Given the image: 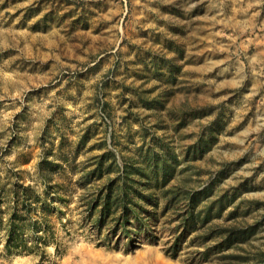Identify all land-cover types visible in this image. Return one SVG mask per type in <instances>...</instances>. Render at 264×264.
Returning a JSON list of instances; mask_svg holds the SVG:
<instances>
[{
    "label": "rangeland",
    "instance_id": "obj_1",
    "mask_svg": "<svg viewBox=\"0 0 264 264\" xmlns=\"http://www.w3.org/2000/svg\"><path fill=\"white\" fill-rule=\"evenodd\" d=\"M0 215V264H264V0H0Z\"/></svg>",
    "mask_w": 264,
    "mask_h": 264
},
{
    "label": "trees",
    "instance_id": "obj_2",
    "mask_svg": "<svg viewBox=\"0 0 264 264\" xmlns=\"http://www.w3.org/2000/svg\"><path fill=\"white\" fill-rule=\"evenodd\" d=\"M23 187V193H22V196L21 195H19L18 193H16V197H15V202L17 203V205L18 206H20V205H22V204H24V203H28V201H29V197H28V192H29V190L30 189H33V187L34 186H32V185H28V186H25V185H23L22 186ZM127 192H125L124 194H123V196H122V198H121V202H119L120 204H116V208H118V206H122L123 207V213H124V215H126L127 214V205H126V200H127ZM21 198H23V202H20V199ZM122 199H123V201H122ZM109 200H110V197H109V195H107L106 197H105V203H104V205H105V209H107V210H105V212H110L111 211V209H110V203H109ZM25 205V204H24ZM19 209H16V211H14V213L16 214V216L17 217H19L20 215H19ZM104 211V210H103ZM102 211V215H106L105 214V212H103ZM0 221H3V217H1V215H0ZM9 232H10V235L12 236H14V234H13V230H12V228L11 229H9ZM9 246L10 245H7V251L9 250L8 248H9Z\"/></svg>",
    "mask_w": 264,
    "mask_h": 264
}]
</instances>
